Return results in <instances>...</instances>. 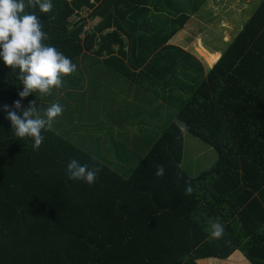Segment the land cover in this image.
Segmentation results:
<instances>
[{
	"label": "trees",
	"instance_id": "obj_1",
	"mask_svg": "<svg viewBox=\"0 0 264 264\" xmlns=\"http://www.w3.org/2000/svg\"><path fill=\"white\" fill-rule=\"evenodd\" d=\"M217 1L51 0L48 13L25 9L43 24L42 43L76 65L68 81H103L94 87L103 86L100 105L109 106L113 130L120 108L129 122L146 105L176 114L128 177L89 153L87 137L77 146L58 135L57 123L33 150L6 118L23 88L19 69L0 58V264H216L235 253L243 264H264V0L223 53H206L209 69L169 45L201 6ZM155 16L165 26L150 24ZM38 102L43 114L49 106ZM185 132L217 155L194 177L183 168ZM133 137L124 136L134 148ZM72 159L100 168L94 184L68 179ZM213 222L224 226L223 239L211 237Z\"/></svg>",
	"mask_w": 264,
	"mask_h": 264
},
{
	"label": "rangeland",
	"instance_id": "obj_2",
	"mask_svg": "<svg viewBox=\"0 0 264 264\" xmlns=\"http://www.w3.org/2000/svg\"><path fill=\"white\" fill-rule=\"evenodd\" d=\"M243 2H249L250 4L251 0H226L221 3H219L218 0V4H213L211 8L207 9L201 6L197 13L189 20L190 23L188 22L187 26H191L192 24L199 26L201 23L200 28L203 29V31H201V33H195V31L185 25L182 31L186 46L180 47L186 50V52L194 55L200 63L204 64H207V54L209 56L217 55L218 51L223 53L241 31L243 24L247 20V16L254 11L260 0H255L251 3L252 5H249L250 8L247 13L243 10L240 11V8H245ZM230 11H232V14ZM215 36L218 37L216 38ZM226 36L228 40H226ZM180 38L182 40V37ZM219 57H221V55H219L218 58ZM205 67L209 69L207 65ZM73 80L74 82L68 81L67 76H61L62 86L60 88H54L50 95H41L39 92H36L30 95V97L34 98L35 101H39L38 104L44 103L49 107L58 101L63 109L61 115L53 122V125L55 123L58 125V135L64 137L68 136L70 141L74 142L77 146H80V142L78 143V141L82 136L87 137L89 140L86 139V141L83 142V147L86 148L89 153H92L96 159L103 163L112 164L117 169H120L122 176L128 177L139 165L152 145L159 139L161 132L173 121L176 110L168 108L170 114L163 117L161 115L164 113H158L156 106L146 105L145 107L143 106L145 113L141 115L136 113V115L132 117L136 119H131V122H129V119L124 117V108H120L118 110L120 113H117V115L120 117L122 116L123 120L121 119L122 121H120L122 123L114 125L118 127L113 130V123H111L109 116L111 110H107L109 106L106 105L107 107L103 108L100 105V101L104 100H101L100 97L104 93L103 86L97 85L94 87V82L97 81L95 79L89 90L85 92L81 90L82 88H77L84 86L82 84H77L75 79ZM97 82L103 83L102 80ZM68 86L74 88L73 91L78 92L79 90V92L74 94L71 91H64L63 89ZM144 86H146V88L149 87V85ZM107 88L110 89V87ZM82 93L85 94L82 95ZM56 95L57 97L61 96L59 98L60 100H57V97L54 99L52 98ZM153 95H155V93ZM84 96H86L85 100ZM70 101L72 104H70ZM88 101L90 106L87 105ZM105 102L107 103L106 100ZM172 110L175 113H172ZM153 111L157 114L155 115ZM129 112L132 113V111ZM91 113H93V116H95L97 120L92 119ZM100 114L104 118L102 121ZM133 122L136 124L133 125ZM55 129L56 127L54 126L53 130ZM131 134L134 136L132 140L134 139V141H137L134 143V145H136L134 148L128 144V140L124 138V136H129ZM91 136L94 137V139H92ZM183 142V168L186 173L194 177L201 172L207 171L215 164L217 155L212 148L192 138L187 132L184 134ZM228 260L235 261L237 264L246 262L245 258L238 253H235V255ZM228 260H217L216 264H235ZM206 264L209 263L207 262Z\"/></svg>",
	"mask_w": 264,
	"mask_h": 264
},
{
	"label": "clouds",
	"instance_id": "obj_3",
	"mask_svg": "<svg viewBox=\"0 0 264 264\" xmlns=\"http://www.w3.org/2000/svg\"><path fill=\"white\" fill-rule=\"evenodd\" d=\"M37 6L41 13H48L53 8L51 0H0V58L5 66L14 71L19 69L18 79L23 88L18 93L19 99L13 104L14 110L7 106L4 110L13 134L19 139L30 138L33 150H38L43 143L42 130H50L63 109L59 103H53L41 114L35 100L30 102L27 109L22 108L21 101L36 92L50 95L54 88L62 86L61 76H68L76 71V65L70 58L55 47L42 43L47 39V34L42 29L43 24L35 15L25 12L26 8L35 9ZM100 171V168H89L76 159H72L67 165L68 179L83 180L88 185L95 183ZM163 175L164 168L157 166L156 176ZM192 191L189 183L185 194L190 195ZM224 235L225 229L221 223H211L213 239L221 240Z\"/></svg>",
	"mask_w": 264,
	"mask_h": 264
},
{
	"label": "crops",
	"instance_id": "obj_4",
	"mask_svg": "<svg viewBox=\"0 0 264 264\" xmlns=\"http://www.w3.org/2000/svg\"><path fill=\"white\" fill-rule=\"evenodd\" d=\"M194 16V15H193ZM192 16V17H193ZM156 18H153V17H149L150 18V20H151V22H150V24H152V25H154L155 26V22L157 21L159 24H161V20H163V18H161L162 16H155ZM163 17H166V15H163ZM165 19V18H164ZM190 23V22H189ZM162 26H165V24H161ZM170 25H171V22H167L166 23V27H170ZM188 25V22H187V24H186V26ZM200 25H201V23L199 24V26H197V25H191V26H187V27H189V28H191L193 31H195V33H201V31H203V29H201L200 28ZM184 29V28H183ZM182 29V30H183ZM181 30V31H182ZM181 31H179L178 33H176V35L172 38V40H171V42L169 43V45L170 46H175V47H177V48H181L180 46H186V44H185V41L183 40V37H184V34H183V31L181 32ZM182 35V36H181ZM180 37H182V40H181V38ZM192 47V46H191ZM183 49V48H182ZM184 51H186V50H184ZM192 55V54H191ZM194 56V55H193ZM195 57V56H194ZM196 58V57H195ZM197 59V58H196ZM203 65L204 66H206L204 63H203ZM84 87H82V91H88L89 90V88L91 87V81H90V79H89V76L88 77H86V81H85V83H83L82 84ZM74 88H71V87H66L65 89H64V91H71V90H73ZM78 92H79V90H78Z\"/></svg>",
	"mask_w": 264,
	"mask_h": 264
},
{
	"label": "built area",
	"instance_id": "obj_5",
	"mask_svg": "<svg viewBox=\"0 0 264 264\" xmlns=\"http://www.w3.org/2000/svg\"><path fill=\"white\" fill-rule=\"evenodd\" d=\"M89 13H86V14H83V16L85 15V16H87ZM81 17H82V14H81Z\"/></svg>",
	"mask_w": 264,
	"mask_h": 264
}]
</instances>
